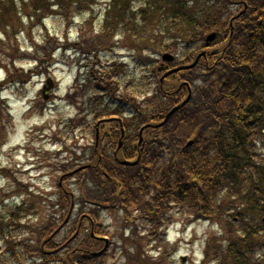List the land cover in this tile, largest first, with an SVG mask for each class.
<instances>
[{
    "label": "trees",
    "instance_id": "trees-1",
    "mask_svg": "<svg viewBox=\"0 0 264 264\" xmlns=\"http://www.w3.org/2000/svg\"><path fill=\"white\" fill-rule=\"evenodd\" d=\"M79 1L83 0H21L20 4L0 0V30L4 34V39L0 38V67L7 72L0 90L46 72L55 50L69 46L45 33L43 46L33 48L35 67L24 70L15 67L20 58L28 55L18 34L25 32L32 45L33 26H42L47 16H59L70 26L73 16L79 13ZM107 2L97 35L70 45L80 52L82 49L87 54H97V48L122 36V41L138 52L141 67H148L147 86L137 93L129 88L123 90L118 77L124 75V65L119 69L114 62L112 72L105 77V71L94 67L99 58L92 59L87 75L90 86L82 91L84 98L87 90L97 92L89 98L91 116L93 120L119 116L122 125L115 120L100 124L98 145L93 141L86 149L91 166L82 172L90 186H84L80 202L90 204L91 210L79 209L70 214L60 239V229L55 230L76 197L59 195L53 205L63 211L55 214L53 223L37 229L33 238L14 244L7 233L10 225L4 220L8 218L13 225L22 226L21 218L28 209L25 204L5 205L0 212L5 256L2 263L21 260V264H112L108 247L99 256L89 253L104 247L94 236L109 233L103 227L100 211L121 206L126 211V222L134 223L132 235H119L127 250V264L165 263L173 247L169 250L162 228L172 218V208L188 222L203 219L223 230L224 239L219 238L218 243L222 242L216 246H207L202 264L208 260L213 264H264V0ZM239 11L243 12L233 19ZM210 32L216 36L205 46ZM2 40L6 42L2 44ZM203 50L193 68L168 73L160 81L166 66L171 69L188 64ZM166 52L174 59L160 66V57ZM183 82L193 88L190 100L165 123L154 127L185 98L188 87ZM126 108L134 109L131 115ZM1 118L0 109V121ZM146 124L153 126L144 127L143 149L139 151L138 132ZM119 126L125 138L116 151ZM107 130L110 135L102 132ZM189 140L192 142L187 144ZM137 157L135 164L119 162ZM0 174L12 175L5 169ZM19 187L22 188L20 184ZM88 221L92 225L86 226ZM78 224L80 228L75 230ZM144 240L147 245L156 242L160 253L157 260L144 255Z\"/></svg>",
    "mask_w": 264,
    "mask_h": 264
},
{
    "label": "rangeland",
    "instance_id": "rangeland-1",
    "mask_svg": "<svg viewBox=\"0 0 264 264\" xmlns=\"http://www.w3.org/2000/svg\"><path fill=\"white\" fill-rule=\"evenodd\" d=\"M16 1L20 4L21 0ZM107 1L83 0L77 2L79 13L73 16L74 19L70 26H67L59 16L45 19L44 26L36 27L34 25L30 34L32 45L26 38L25 32L18 34V39L23 48L28 50V55L20 58L16 62V67H22L25 70L35 67V60L31 56L33 48L40 44L43 46L42 39L45 33L59 37L60 43L81 42L84 39L90 40L92 34L97 35L103 24L101 19H103L107 8ZM22 16L24 17V15ZM5 18L8 16L5 15ZM121 37L115 36L106 46L107 48L104 46L97 48V54L94 52L87 54V51L82 49L81 53L85 57L87 56L89 61H92L94 57L99 58L95 67L98 68V71H105V77L107 72L108 75L112 72L114 62L117 63L119 69L124 65L125 73L119 77V84L123 90L129 88L137 93L139 90L145 89L144 85L147 86L146 78L149 75V70L147 66L141 67L142 64L140 65L136 58L138 52L127 46ZM0 38L4 39L1 30ZM5 42L6 40H2V44ZM73 50V46L67 50L57 49L52 56L53 63L47 72L32 75L28 82L14 84L0 91L2 114L0 126L5 127L0 130V169L6 168L12 173L11 176L0 175V212L5 205L16 207L25 204L28 212L21 219L24 224H28L30 227L12 225L6 218L4 222L10 225L7 233L10 232L16 237V241L35 236L39 227L49 222L53 223L52 217L57 214L58 208L49 204V200L54 201L59 195H63L62 191L57 189L60 174L64 172V169L69 171L84 162L89 153L86 149L94 141L92 132L94 125L97 120L106 118L99 117L93 120L89 115L83 119L84 123H79L80 119L86 115V110H89L88 106L92 104L89 98L97 95V92H91L92 90H87L90 94L86 96L85 93V98L76 96L75 103L71 105L60 100L61 96L73 85V80L76 81L74 76L78 72L87 74L84 68L79 69V62H75L79 55H74ZM0 53L2 54V52ZM83 65L84 63L81 62L79 66ZM6 76V73L0 69V81L4 80ZM46 79L52 83V89L48 91V100L43 99L40 94ZM43 104L44 107L41 110L40 107ZM132 111H134L132 108L125 110L130 115ZM77 157L84 159L78 161ZM81 179L84 184L80 185ZM65 181L66 189H69L70 193L73 191L76 197L74 201L76 209H81L84 212L91 210V207L80 202V199L83 198L82 192L85 191L84 186H90L86 184L83 172L67 177ZM19 184L22 188L19 187ZM8 194L11 197L7 198ZM32 208L33 213H29ZM171 211L172 218L163 226L162 230L169 250L172 247L173 250L169 252L164 264H202L207 246L212 243L216 246L222 242L218 243L219 238L224 239L222 237L223 230L218 225L203 219L188 222V218L179 215L173 208ZM100 218L103 220V227L109 232L106 237L109 239L112 235L110 251L108 250L111 255L109 263L127 264L124 254H127V250L123 241L119 239V235L124 237L132 235L131 228L134 223L126 222V211L121 206L101 210ZM90 225H92V221H90ZM86 226H88L87 223ZM63 236L64 230L60 232L59 238ZM3 245L4 241L0 239V250L4 251ZM155 245L156 242L147 245V242L143 241V253L151 260H157L160 257L159 250H156ZM1 255L2 253H0V261L5 259V256ZM211 257L213 254L209 258ZM37 261L39 262V260ZM205 263L213 264L211 260Z\"/></svg>",
    "mask_w": 264,
    "mask_h": 264
},
{
    "label": "water",
    "instance_id": "water-1",
    "mask_svg": "<svg viewBox=\"0 0 264 264\" xmlns=\"http://www.w3.org/2000/svg\"><path fill=\"white\" fill-rule=\"evenodd\" d=\"M215 37V33H211V34H209L207 37H206V40H207V42H209V41H212L213 40V38ZM163 59L164 60H171L172 59V56L171 55H169V54H165V55H163ZM190 66H193V64L192 65H190ZM175 70H178V69H174L173 71H175ZM189 97H190V95H188V97L180 104V106L181 105H183L184 103H186L187 101H188V99H189ZM180 106H175V107H173L167 114H166V116H165V119H164V122L180 107ZM159 125H161V124H159ZM142 130L143 129H141L140 130V132H139V134H140V136H141V132H142ZM140 140H141V138H140ZM191 143V141H189L188 142V144H190Z\"/></svg>",
    "mask_w": 264,
    "mask_h": 264
},
{
    "label": "flooded vegetation",
    "instance_id": "flooded-vegetation-1",
    "mask_svg": "<svg viewBox=\"0 0 264 264\" xmlns=\"http://www.w3.org/2000/svg\"><path fill=\"white\" fill-rule=\"evenodd\" d=\"M110 135V134H109Z\"/></svg>",
    "mask_w": 264,
    "mask_h": 264
}]
</instances>
